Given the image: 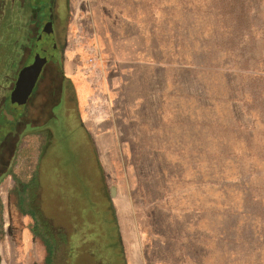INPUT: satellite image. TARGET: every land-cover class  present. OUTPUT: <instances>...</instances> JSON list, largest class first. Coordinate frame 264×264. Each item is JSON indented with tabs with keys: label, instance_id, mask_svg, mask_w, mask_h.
I'll list each match as a JSON object with an SVG mask.
<instances>
[{
	"label": "rangeland",
	"instance_id": "rangeland-1",
	"mask_svg": "<svg viewBox=\"0 0 264 264\" xmlns=\"http://www.w3.org/2000/svg\"><path fill=\"white\" fill-rule=\"evenodd\" d=\"M221 3L67 0L65 72L84 128L62 112L40 167L27 131L14 160L19 179L40 168L50 264H264V0H245L250 39L219 28ZM91 47L102 76L84 73ZM2 49L0 141L11 119ZM2 251L0 264L49 256L28 235Z\"/></svg>",
	"mask_w": 264,
	"mask_h": 264
},
{
	"label": "flooded vegetation",
	"instance_id": "flooded-vegetation-1",
	"mask_svg": "<svg viewBox=\"0 0 264 264\" xmlns=\"http://www.w3.org/2000/svg\"><path fill=\"white\" fill-rule=\"evenodd\" d=\"M66 8L67 0H0V33L1 29L7 28L6 21L10 20L7 38L0 34V51L4 44L5 63L10 74L9 95L4 98L1 107L9 100L11 116L10 127L0 141V180L5 176L9 179L8 189L4 193L0 191V263L4 258L2 245L9 248L12 256L24 235L30 236L32 252L45 248L46 254H49L45 264H50V257L56 250V239L50 230V223L43 220L39 204L40 168L31 179H19L14 173V160L21 137L27 131L26 134H32L37 139L40 167L46 150L55 140L49 123L62 112L71 113L83 126L73 81L65 72L69 48ZM34 63L38 72L29 94L23 102L18 97L12 103L13 91L21 84L29 86L33 79L20 83L21 71Z\"/></svg>",
	"mask_w": 264,
	"mask_h": 264
},
{
	"label": "trees",
	"instance_id": "trees-1",
	"mask_svg": "<svg viewBox=\"0 0 264 264\" xmlns=\"http://www.w3.org/2000/svg\"><path fill=\"white\" fill-rule=\"evenodd\" d=\"M221 7L218 8V13L222 18L226 19V22H223L219 25V28L226 32L230 40H235L240 37L251 38L252 31L249 27L250 17L247 13L245 0H221ZM9 12H7V16ZM9 21H6L5 25L7 28L2 29V36H8L9 30ZM5 68L8 69L6 66Z\"/></svg>",
	"mask_w": 264,
	"mask_h": 264
},
{
	"label": "water",
	"instance_id": "water-1",
	"mask_svg": "<svg viewBox=\"0 0 264 264\" xmlns=\"http://www.w3.org/2000/svg\"><path fill=\"white\" fill-rule=\"evenodd\" d=\"M36 64L34 63L32 66L27 67L25 69H23L20 73V83L21 81L23 83H28L30 79H32L31 83L29 84V86H22V84L20 85L19 88H16L13 93L11 94V102L14 103L18 97L22 98V102L24 101V99L27 97V95L29 94L32 85H33V81L35 78V75L37 74V69L35 68ZM25 79V80H24ZM115 195L114 193V188L110 189V196L113 197Z\"/></svg>",
	"mask_w": 264,
	"mask_h": 264
},
{
	"label": "built area",
	"instance_id": "built-area-1",
	"mask_svg": "<svg viewBox=\"0 0 264 264\" xmlns=\"http://www.w3.org/2000/svg\"><path fill=\"white\" fill-rule=\"evenodd\" d=\"M90 55H91V63H92V69L85 70L84 73L85 74H89V72L91 73L93 70L98 72L100 76H102V74L104 73V69H103V60L101 58V54L100 52L95 48V47H91L90 49Z\"/></svg>",
	"mask_w": 264,
	"mask_h": 264
},
{
	"label": "crops",
	"instance_id": "crops-1",
	"mask_svg": "<svg viewBox=\"0 0 264 264\" xmlns=\"http://www.w3.org/2000/svg\"><path fill=\"white\" fill-rule=\"evenodd\" d=\"M67 75H68V74H67ZM68 76H70V77H71L72 75H68ZM71 79H72V77H71ZM90 134H91V133H90ZM40 200H41V204H40V205H41V207H40V208H41V210H43V207H42V204H43V202H42V196L40 197Z\"/></svg>",
	"mask_w": 264,
	"mask_h": 264
}]
</instances>
